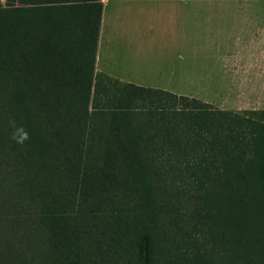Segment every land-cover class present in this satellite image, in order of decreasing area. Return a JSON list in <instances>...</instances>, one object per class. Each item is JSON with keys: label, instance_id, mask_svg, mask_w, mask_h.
<instances>
[{"label": "trees", "instance_id": "trees-1", "mask_svg": "<svg viewBox=\"0 0 264 264\" xmlns=\"http://www.w3.org/2000/svg\"><path fill=\"white\" fill-rule=\"evenodd\" d=\"M101 11L0 2V264H264V121L96 72Z\"/></svg>", "mask_w": 264, "mask_h": 264}, {"label": "rangeland", "instance_id": "rangeland-1", "mask_svg": "<svg viewBox=\"0 0 264 264\" xmlns=\"http://www.w3.org/2000/svg\"><path fill=\"white\" fill-rule=\"evenodd\" d=\"M152 4L168 3L152 0ZM185 4L206 7V17L200 19L198 30L195 22L191 26L185 51L189 79L178 91L214 109L264 121V0H187ZM215 10L217 22L210 20ZM154 43L160 49L155 53L166 59L172 55L168 41ZM169 67L161 66L164 72Z\"/></svg>", "mask_w": 264, "mask_h": 264}, {"label": "crops", "instance_id": "crops-1", "mask_svg": "<svg viewBox=\"0 0 264 264\" xmlns=\"http://www.w3.org/2000/svg\"><path fill=\"white\" fill-rule=\"evenodd\" d=\"M163 1L168 4H152V0H100L95 70L123 83L193 98L178 90L186 87L182 83L189 79L185 51L192 38L191 26L195 22L197 30L200 28L199 21L206 17V7L185 4L187 0ZM0 2L3 4L5 0ZM218 16L217 11H212L210 20L215 18L217 22ZM161 39L169 42V55L173 51L167 59L155 53L160 49L154 41ZM164 64L170 65L165 72L161 68Z\"/></svg>", "mask_w": 264, "mask_h": 264}, {"label": "clouds", "instance_id": "clouds-1", "mask_svg": "<svg viewBox=\"0 0 264 264\" xmlns=\"http://www.w3.org/2000/svg\"><path fill=\"white\" fill-rule=\"evenodd\" d=\"M9 125L12 129L10 139L18 145L23 146L29 139V133L23 125H17L15 121H9Z\"/></svg>", "mask_w": 264, "mask_h": 264}]
</instances>
